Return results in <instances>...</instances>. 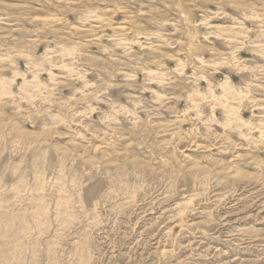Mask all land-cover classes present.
Returning a JSON list of instances; mask_svg holds the SVG:
<instances>
[{"label": "rangeland", "instance_id": "1", "mask_svg": "<svg viewBox=\"0 0 264 264\" xmlns=\"http://www.w3.org/2000/svg\"><path fill=\"white\" fill-rule=\"evenodd\" d=\"M0 264H264V0H0Z\"/></svg>", "mask_w": 264, "mask_h": 264}, {"label": "bare ground", "instance_id": "2", "mask_svg": "<svg viewBox=\"0 0 264 264\" xmlns=\"http://www.w3.org/2000/svg\"><path fill=\"white\" fill-rule=\"evenodd\" d=\"M120 28H121V27H120ZM125 28H126V27H125ZM121 32H123V31H121ZM185 214H186V213H185ZM185 214H184V215H185ZM195 233H196V232H195Z\"/></svg>", "mask_w": 264, "mask_h": 264}]
</instances>
